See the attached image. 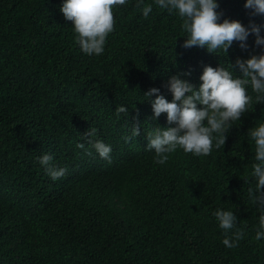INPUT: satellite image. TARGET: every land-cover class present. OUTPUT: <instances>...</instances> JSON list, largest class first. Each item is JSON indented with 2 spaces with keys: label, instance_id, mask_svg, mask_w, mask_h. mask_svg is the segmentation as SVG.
Returning <instances> with one entry per match:
<instances>
[{
  "label": "trees",
  "instance_id": "obj_1",
  "mask_svg": "<svg viewBox=\"0 0 264 264\" xmlns=\"http://www.w3.org/2000/svg\"><path fill=\"white\" fill-rule=\"evenodd\" d=\"M60 3L0 0V264H264L248 193L255 181L247 137L264 119V104L246 110L207 155L177 148L160 165L145 147L147 132L168 122L163 113L151 119L143 92L157 86L171 99L165 85L174 73L198 86L205 64L260 52L255 35L247 49L234 40L226 53L183 47L176 13L154 5L144 17L128 0L113 9L104 52L88 55ZM217 11L220 20L254 22L264 34V14L244 0H219ZM121 104L128 113L117 118ZM132 122L138 136H131ZM90 127L93 139L112 145L110 159L83 134ZM44 152L65 175H48L36 159ZM218 206L246 225L236 247L222 243L212 215Z\"/></svg>",
  "mask_w": 264,
  "mask_h": 264
},
{
  "label": "clouds",
  "instance_id": "obj_2",
  "mask_svg": "<svg viewBox=\"0 0 264 264\" xmlns=\"http://www.w3.org/2000/svg\"><path fill=\"white\" fill-rule=\"evenodd\" d=\"M128 0H61L60 11L66 20H70L75 39L82 52L99 55L105 50L106 38L114 29L113 9L126 5ZM176 13L181 18L183 47L200 46L209 52L226 53L233 41H238L242 49L249 47L247 38L255 35L254 44L260 52L250 53L246 57L237 56L234 63L220 62L216 66L205 64L200 73V83L194 85L182 78L181 73L168 77L166 87L171 99L165 97L157 86H151L143 92L150 101L152 120L166 114L168 126L157 124L147 132L145 147L154 152L153 159L163 165L169 154L182 148L193 155H207L213 148L224 145L226 135L241 115L257 102L264 104V34L261 26L252 22L245 26L239 19L225 17L220 20L219 0H135L144 17L153 11V6ZM244 7L253 14H264V0H244ZM185 71L184 76L190 75ZM155 95L153 96V94ZM117 118L120 113H128V107L121 104L115 109ZM96 129L90 127L83 133L96 152L110 159L112 145L101 139H93ZM140 127L132 122L131 136H138ZM131 136L126 135L125 141ZM247 137L254 145V160L250 178L255 181L248 193L258 210V226L255 239L264 238V119L255 121L247 130ZM79 147H85L80 144ZM48 175L56 180L65 175L67 169L53 163L54 157L44 152L36 157ZM212 215L218 226L224 230L222 243L227 248L236 247L246 233V225L240 222L231 208L216 207Z\"/></svg>",
  "mask_w": 264,
  "mask_h": 264
}]
</instances>
